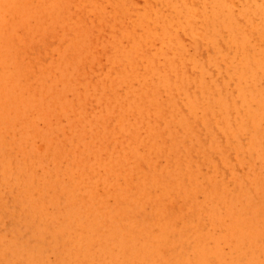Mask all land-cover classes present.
<instances>
[{
  "label": "rangeland",
  "instance_id": "rangeland-1",
  "mask_svg": "<svg viewBox=\"0 0 264 264\" xmlns=\"http://www.w3.org/2000/svg\"><path fill=\"white\" fill-rule=\"evenodd\" d=\"M182 1L0 0V264H264V0Z\"/></svg>",
  "mask_w": 264,
  "mask_h": 264
},
{
  "label": "bare ground",
  "instance_id": "bare-ground-1",
  "mask_svg": "<svg viewBox=\"0 0 264 264\" xmlns=\"http://www.w3.org/2000/svg\"><path fill=\"white\" fill-rule=\"evenodd\" d=\"M4 1H6V0H4ZM36 1H38V0H36ZM80 1H81V0H80ZM148 1H149V0H148ZM158 1H159V4H160L161 6L171 5L172 3L177 2V1H179V2H181V3H184V1H182V0H158ZM211 1L214 2V1H217V0H211ZM7 2L10 3V4H13V5H25V4H28V2H30V0H15L14 2H13L12 0H7ZM33 2H34V1H32V3H33ZM72 2H73V1H72ZM33 4L35 5V4H37V3H33ZM40 4H41V3H40ZM74 4H76V3H74ZM101 4H102V3H100V7H101ZM5 5H6V4H5ZM44 5H45V4H44ZM80 5H82V4H80ZM193 5L195 6L196 3H193ZM31 6H33V5H31ZM31 6H30V7H31ZM36 6H37V5H36ZM38 6H39V5H38ZM106 6H108V5L105 4V7H106ZM47 7H48V5H47ZM167 7H168V6H167ZM167 7H166V9H167ZM259 7L264 11V1L259 3ZM34 8H35V6H34ZM34 8H33V9H34ZM40 8H42V6H41ZM156 8H157V7H156ZM6 9H7V8H6ZM4 10H5V9H4ZM164 11H165V10H164ZM17 12H18V11H17ZM36 12H38V11L36 10ZM89 13H90V12H89ZM17 14H18V13H17ZM17 14H16V15H17ZM21 14H23V13H21ZM21 14H20V15H21ZM42 14H43V13H42ZM90 14H91V13H90ZM162 14H163V13H162L161 11H159V10H156V11H155V19H156L155 22H156V23H159L160 25L165 24V21H167V19H168V17H165V16L163 17ZM44 15H46V14H44ZM88 15H89V14H88ZM165 15H166V13H165ZM62 16H63V15H62ZM90 16H91V15H90ZM161 17H163V19H161ZM15 18H17V16H16ZM59 18H60V17H59ZM78 18H79V17H78ZM150 18H151V16H150L148 19H150ZM93 19H94V18H93ZM17 20H18V18H17ZM20 20H21V19H20ZM20 20H18V21H20ZM18 21H17V22H18ZM150 21H151V20H150ZM153 21H154V20H153ZM251 21H252V20H251ZM31 22H32V21H31ZM123 22H124V21H123ZM10 24H11V23H10ZM21 24H23V23H21ZM159 24H158V25H159ZM173 24H174V23H173ZM96 25H97V24H96ZM101 25H102V24H101ZM124 26L126 27L127 25L125 24ZM101 27H102V26H101ZM135 28H137V27H135ZM74 29H75V28H74ZM72 30H73V29H72ZM106 30H107V29H106ZM134 30H135V29H134ZM134 30H133V32H134ZM18 31H19V30H18ZM159 31H160V30H159ZM178 32H179V31H178ZM3 33H4V32H3ZM69 33H70V32H69ZM73 34H74V32H73ZM77 35H78V34H77ZM98 35H100V34H98ZM118 35H119V34H118ZM46 37H47V36H46ZM97 37H98V36H97ZM96 39H97V38H96ZM46 40H47V39H46ZM54 40H55V39H54ZM23 41H24V40H23ZM47 41H48V40H47ZM63 41H64V40H63ZM104 41H105V40H104ZM147 41H148V40H147ZM76 42H77V41H76ZM96 42H97V40H96ZM91 43H92V42H91ZM146 43H147V42H146ZM21 44H22V43H21ZM92 44H93V43H92ZM185 45H186V44H185ZM39 46H40V45H39ZM94 47H95V46H94ZM102 47L104 48V46H102ZM106 47H108L107 44H106ZM104 49H105V48H104ZM108 49H109V48H106V50H108ZM118 49H119V48H118ZM93 50H94V49H93ZM106 50H103V51H106ZM103 51H102V52H103ZM92 52H93V51H92ZM94 52H97V50L94 51ZM99 52H100V51L98 50V54H99ZM107 52H108V51H107ZM34 54H35V53H34ZM105 54H106V52H105ZM107 54H108V53H107ZM99 55H100V54H99ZM103 55H104V54H103ZM136 55H138V54L136 53ZM95 56L97 57V54H96ZM104 56H105V55H104ZM31 57H33V56L31 55ZM34 57H35V56H34ZM106 57H107V56H106ZM114 60H115V59H114ZM90 61H91V60H90ZM108 61H109V60H108ZM26 62H27V61H26ZM33 64H34V63H33ZM50 64H51V63H50ZM113 64H114V63H113ZM113 64H112V65H113ZM90 65H91V64H90ZM59 66H60V65H59ZM110 67H111V66H110ZM113 67L115 68V66H113ZM181 67H182V66H181ZM111 68H112V67H111ZM114 68H113V71L115 72L116 69L114 70ZM119 68H120V67H119ZM41 69H42V68H41ZM43 69H44V68H43ZM38 70H39V69H38ZM38 70L36 69V71H38ZM27 71H28V70H27ZM85 71H86V69H85ZM110 71H112V70H110ZM29 73H31V72H29ZM53 73H54V72H53ZM86 73H87V72H86ZM117 73H118V71H117ZM49 74H50V73H49ZM108 75L111 76L110 72H109ZM108 75H107V76H108ZM108 77H109V76H108ZM114 77H115V76H113V78H114ZM109 78H110V77H109ZM106 80H107V77H106ZM111 80H112V79H111ZM111 82H112V81H111ZM87 84H88V83H87ZM256 85H257V84H256ZM43 86H44V85H43ZM122 87H123V86H122ZM27 88H28V87H27ZM27 88H26V89H27ZM41 90H42V89H41ZM44 94H45V93H44ZM167 98H168V97H167ZM153 104H154V103H153ZM252 105H253V104H252ZM143 107H144V106H143ZM36 109H38V108H36ZM36 109H35V111H36ZM70 109H71V108H70ZM70 111H71V110H70ZM72 111H73V110H72ZM167 111H168V110H167ZM36 112H38V110H37ZM154 112H155V110H154ZM154 112H153V113H154ZM157 112H159V111H157ZM155 113H156V112H155ZM258 113H259V112H258ZM75 114H76V113H75ZM201 114H202V113H201ZM208 114H209V113H208ZM158 115H159V114H158ZM257 115H258V114H257ZM53 116H54V115H53ZM202 116H203V115H202ZM213 116H215V115H213ZM244 116H245V115H244ZM104 117H105V116H104ZM159 117H160V116H159ZM262 117H264V116H262ZM52 118H53V117H52ZM213 118H214V117H213ZM241 118H242V117H241ZM245 118H246V117H245ZM248 118H249V117H248ZM54 119H55V118H54ZM216 119H217V118H216ZM218 119H219V118H218ZM243 119H244V117H243ZM261 119H262V118H261ZM160 120H161V119H160ZM202 120H203V119H202ZM214 120H215V119H214ZM214 120H213V121H214ZM241 120H242V119H241ZM51 122H52V121H51ZM207 123H208V121H207ZM143 124H144V123H143ZM223 124H224V123H223ZM243 124H244V123H243ZM194 125H195V124H194ZM191 126H192V124H191ZM135 127L137 128V126H135ZM202 127H203V126H202ZM104 128H106V127H104ZM138 128H139V127H138ZM130 129H131V128H130ZM223 129H224V128H223ZM245 129H246V128H245ZM132 130H133V129H132ZM136 130H137V129H136ZM230 130H231V129H230ZM247 130H248V129H247ZM123 131H124V130H123ZM143 131H146V130H143ZM231 131H232V130H231ZM231 131H230V132H231ZM132 132H133V131H132ZM158 132H159V131H158ZM189 132H190V131H189ZM126 133H127V132H126ZM126 133H125V134H126ZM153 133L155 134V131H154ZM235 133H236V132H234V134H235ZM121 134L123 135V132H121ZM167 134H168V133H167ZM158 135H160V134L158 133ZM256 135H257V134H256ZM138 136H139V135H138ZM138 136H137V138H138ZM148 136H149V135H148ZM148 136H147V138H148ZM185 137H186V136H185ZM190 137H191V136H190ZM130 138H131V137H130ZM143 138H144V137H143ZM143 138H142V139H143ZM191 139H193V138H191ZM130 140H131V139H130ZM148 140H149V138H148ZM95 141L97 142V140H95ZM146 141H147V140H146ZM249 141L251 142V140H249ZM96 142H94V143H96ZM117 142L119 143L120 140L118 139ZM130 142H131V141H130ZM130 142H129V144H131ZM250 142H249V143H250ZM114 143H116V142H114ZM157 143H158V142H157ZM251 143H252V142H251ZM251 143H250L249 145L252 146ZM127 144H128V142H127ZM127 144H126V145H127ZM210 144H211V143H210ZM244 144H246V143H244ZM134 145H135V144H132V146H134ZM142 145H145V144L142 143ZM135 146H136V145H135ZM164 146H165V145H164ZM212 146H213V145H212ZM113 147H114V144H113ZM235 147H236V146H235ZM137 148H138V147H137ZM152 148H153V147H152ZM112 149H114V148H112ZM128 149H129V148H127V150H128ZM138 149H140V148H138ZM145 149L147 150L148 147L145 148ZM164 149H165V147H164ZM39 150H40V149H39ZM90 150H92V149H90ZM119 150H120V148H119ZM130 150H131V149H130ZM165 150H166V149H165ZM93 151H95V150H93ZM111 151H112V150H111ZM215 151H216V150H215ZM228 151H229V150H228ZM83 152H84V150H83ZM127 152H129V150H128ZM130 152H131V151H130ZM144 152H145V150H144ZM229 152H230V151H229ZM236 152H237V151H236ZM90 153H91V152H90ZM116 154H117V153H116ZM95 155H96V152H95ZM120 155H123V153L121 152V154H120V151H119V156H120ZM124 155H125V154H124ZM124 155H123V157H124ZM119 156L117 155V157H119ZM130 156H131V155H130ZM142 156H143V154H142ZM84 157H85V154H84ZM90 157H91V156H90ZM115 157H116V156H115ZM137 157H138V156H137ZM88 158H89V157H88ZM99 158H100V157H99ZM128 158H130V157H128ZM125 159H126V157H125ZM135 159H136V158H135ZM203 159H204V158H203ZM110 160H111V159H110ZM115 160H116V158H115ZM123 160H124V159H123ZM123 160H122V161H123ZM126 160H127V159H126ZM130 160H133V159H130ZM141 160H142V162H143L144 159L141 158ZM141 160H139V161H141ZM87 161H88V159H87ZM87 161H85V163H86ZM100 161H101V160H100ZM106 161H107V160H106ZM111 161H112V160H111ZM127 161H128V160H127ZM107 162H108V161H107ZM129 162H130V161H129ZM167 162H168V161H167ZM167 162H166V164H167ZM219 162H220V161H219ZM85 163H84V164H85ZM99 163H100V162H99ZM99 163L97 162L96 164L100 165ZM111 163H112V162H111ZM132 163H134V162L132 161ZM144 163H146V161H145ZM144 163H143V164H144ZM148 163H149V162H148ZM150 163H151V161H150ZM171 163H172V162H171ZM157 164H158V163H157ZM91 165H92V164L90 163V166H91ZM98 165H96V166H98ZM102 165H103V164H102ZM192 165H193V164H192ZM96 166H95V168H96ZM103 166H104V165H103ZM111 166H112V165H111ZM144 166H145V165H144ZM88 167H89V166H88ZM112 167H113V166H112ZM112 167H111V168H112ZM131 167H132V166H131ZM134 167H135V166H134ZM149 167H150V165H149ZM93 169H94V167H93ZM106 169H107V168H106ZM125 169H126V167H125ZM155 169H156V168H155ZM162 169H163V168H162ZM173 169H174V168H173ZM89 170H90V168L88 169V171H89ZM107 170H108V169H107ZM146 170H147V169H146ZM152 170H153V169H152ZM170 170H172V169H170ZM192 170H193V169H192ZM88 171H87V173H89ZM90 171H91V170H90ZM95 171H96V170H95ZM98 171H99V169H98ZM102 171H103V170H102ZM108 171H109V170H108ZM119 171H121V170H119ZM123 171H124V170H123ZM149 171H150V169H149ZM187 171H188V170H187ZM91 172H92V171H91ZM133 172H134V170H133ZM147 172H148V170H147ZM161 172H162V171H161ZM116 173H117V172H116ZM120 173H121V172H120ZM127 173L129 174V171H127ZM127 173H126L125 175H127ZM130 173H131V172H130ZM215 173H216V172H215ZM101 174H102V173H101ZM117 174H118V173H117ZM141 174H142V173H141ZM141 174H140V175H141ZM89 175L91 176V173H89ZM89 175H88V176H89ZM112 175H115V174L113 173ZM122 175H123V174H121V176H122ZM131 175H132V174H131ZM131 175H129L128 177H130ZM138 175H139V173H138ZM140 175H139V176H140ZM109 176H110V174L108 175V177H109ZM133 176H135V175L133 174ZM91 177H92V176H91ZM116 177H117V176H116ZM90 179H91V178H90ZM102 179H103V178H101V181H102ZM111 179H112V178H111ZM117 179H118V177H117ZM122 179H123V177H122ZM122 179H121V180H122ZM143 179H144V177H143ZM95 180H96V179H95ZM97 180L99 181V178H98ZM97 180H96V181H97ZM109 180H110V179H109ZM135 180H136V179H135ZM135 180H134V181H135ZM137 180H139V179L137 178ZM137 180L135 181V184H136ZM93 181H94V180H93ZM103 181H105V178L103 179ZM146 181H147V180H146ZM146 181H145V183H146ZM79 182H80V181H79ZM94 182H95V181H94ZM105 182H107V181H105ZM105 182H104L103 184H106ZM108 182H109V181H108ZM117 182H118V180H117ZM97 183H98V182H97ZM99 183H100V182H99ZM99 183H98V184H99ZM112 183H113V182H112ZM121 183H123V182L121 181ZM121 183H119L118 185H120ZM130 183H131V182H130ZM138 184H139V183H138ZM111 185H112V184H111ZM96 186H97V185H96ZM80 187H81V186H80ZM98 187H99V185H98ZM100 187H101V186H100ZM108 187H109V186H108ZM110 187H111V186H110ZM110 187H109V188H110ZM126 187H127V186H126ZM128 187H129V186H128ZM158 187H159V186H158ZM113 188H115V187H113ZM113 188H112V190H113ZM127 189H128V188H126V190H127ZM90 190H91V189H90ZM99 190H100V189H99ZM99 190H98V191H99ZM107 190H109V189H107ZM107 190H106V191H107ZM91 191H92V190H91ZM102 191H103V190H102ZM104 191H105V190H104ZM119 193H120V192H118V194H119ZM141 193H143V192L141 191ZM91 194H92V193H91ZM103 194H104V193H103ZM130 194H131V193H130ZM139 194H140V193H139ZM143 194H145V193H143ZM143 194H141V195H143ZM96 195H97V194H96ZM169 195H170V194H169ZM84 196H85V195H84ZM115 196H116V194H115ZM126 197H127V196H126ZM81 198H83L82 195H81ZM81 198H80V199H81ZM134 198H135V196H134ZM134 198H132V199H134ZM152 198H153V197H152ZM80 199H79V200H80ZM125 199H126V198H125ZM126 200H129V201H130V199H126ZM144 200H145V199H144ZM125 202H128V201H125ZM130 203H131V202H130ZM141 203H142V201H141ZM126 205H128V204H126ZM139 205H140V204H139ZM86 207H87V206H85V209H86ZM95 207H98V206H95ZM134 208H136V207H134ZM244 208H245V207H244ZM91 212H92V211H91ZM135 213H136V212H135ZM147 215H148V214H146V217H147ZM149 215H150V214H149ZM144 217H145V216H144ZM185 217H186V215H185ZM142 218H143V217H142ZM262 226H264V225H261V227H262ZM209 230H210V229H209ZM248 231H250V230H248ZM235 232H236V231H235ZM235 232H234V233H235ZM201 235H202V234H201ZM152 236H154V235H152ZM155 236H156V235H155ZM170 238H171V239H174V237H170ZM198 238H199V237H198ZM191 239H192V237H191ZM199 239H200V238H199ZM230 240L233 242V239H230ZM151 241H153V240H151ZM166 241H167V240H166ZM164 243L166 244V242H164ZM229 243H230V242H229ZM232 244H233V243H232ZM175 246H176V245H175ZM245 246L247 247V245H245ZM167 247H168L170 250L174 251V248H172L171 246H167ZM231 247H232V246H231ZM245 249H247V248H245ZM212 250H213V249H212ZM243 250H244V249H243ZM246 251H247V250H246ZM244 252H245V251H244ZM244 252H243V253H244ZM204 253H205V252H204ZM251 253H252V252H251ZM220 254H221V253H220ZM223 254H224V252H223ZM175 255H176L175 257H173V256H166V257H165V260H166L167 262H169V264H188L187 262H184V261H183V262H181V261L178 262V261H177V256H179V254H176V253H175ZM249 257H250V256H249ZM236 258H238V256H237ZM211 259H212V258H211ZM226 259H227V258H226ZM157 262H158V264H159V263H163L162 261H160L159 258H157ZM205 264H206V263H205ZM211 264H219V263H218L217 260H212V261H211ZM262 264H263V263H262Z\"/></svg>",
  "mask_w": 264,
  "mask_h": 264
}]
</instances>
